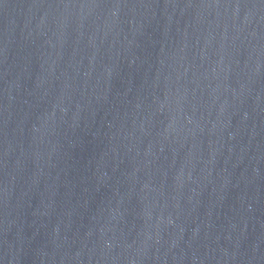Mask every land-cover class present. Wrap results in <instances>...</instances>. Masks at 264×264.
<instances>
[{
    "label": "water",
    "instance_id": "obj_1",
    "mask_svg": "<svg viewBox=\"0 0 264 264\" xmlns=\"http://www.w3.org/2000/svg\"><path fill=\"white\" fill-rule=\"evenodd\" d=\"M0 264H264V0H0Z\"/></svg>",
    "mask_w": 264,
    "mask_h": 264
}]
</instances>
